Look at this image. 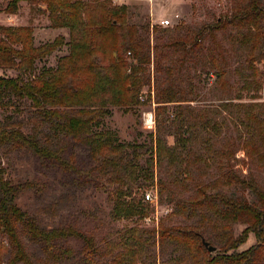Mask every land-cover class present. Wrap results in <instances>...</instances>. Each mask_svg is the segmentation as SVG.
Returning <instances> with one entry per match:
<instances>
[{
    "label": "rangeland",
    "instance_id": "rangeland-1",
    "mask_svg": "<svg viewBox=\"0 0 264 264\" xmlns=\"http://www.w3.org/2000/svg\"><path fill=\"white\" fill-rule=\"evenodd\" d=\"M110 1L114 6L128 7V22L137 28L141 55L147 62L141 65L144 83L133 93L134 104L108 106V113L99 119V130L111 131L119 143L136 147L139 166L153 172V185L141 188L138 182L131 186L135 197L148 202L149 216L115 219L114 193L120 184L113 175L101 171L100 158H93L88 146L69 137H63L64 158L69 161V167L50 162L43 164L29 152L20 150L4 156L6 177L16 186L34 184L20 192L18 204L39 226L72 228L92 238L97 249L91 256L95 264H129V260L139 258L140 254L149 264H197L190 251L167 241L161 244V226H203L218 234L221 221L212 205L199 208V214L190 218L189 213H180L179 203L189 205L216 194L244 195L251 200L250 192L230 182L233 173L253 174L264 184V160L258 155L247 157L244 149L248 140L247 125L256 127L251 118L264 117V53L254 43L242 41L244 35L255 33L256 28L227 25L213 34L206 32L202 43L184 54L175 44L179 38L213 24L218 18H227L241 0ZM3 2L0 0V4ZM20 6L17 14H8L2 9L0 26H32L35 47L64 37L62 46L36 63L33 74L55 69L59 59L70 54L69 30L51 27L47 14L38 12L46 8L37 7V0L22 2ZM164 19L173 22V26L167 28L174 30L169 37L163 36L165 28L160 22ZM111 51L108 49L105 53V65L110 62ZM127 57L128 63H137L130 53ZM259 57L263 59L258 60ZM95 59L102 62V53ZM219 70L225 73L222 80L217 77ZM6 75L16 77L19 71L7 70ZM128 89L133 90L132 86ZM166 92L173 94L178 102L164 104L168 111L162 112V131L159 132L157 98ZM150 113L155 117L153 129L144 126L145 116ZM182 119L192 124L194 135L188 151L181 155L179 139L185 132L181 127ZM203 123L206 129L201 126ZM160 135L168 147L176 149L177 163L183 161V164L171 165L168 157L157 163L156 140ZM184 136H188L187 133ZM255 145L264 152V143L258 140ZM160 183L165 186L162 193ZM147 194L152 196L153 202L147 201ZM134 228L140 229L143 240L147 241L139 251H131L126 246L129 232ZM233 228L235 235H239L246 226L237 224ZM18 235L32 264H86V257L90 256L86 244L78 238L58 241L50 251L33 241L21 227ZM255 244L256 239L251 234L239 251ZM0 246L5 247L0 264H12V247L7 234L1 230ZM137 264H141L140 261Z\"/></svg>",
    "mask_w": 264,
    "mask_h": 264
},
{
    "label": "trees",
    "instance_id": "trees-1",
    "mask_svg": "<svg viewBox=\"0 0 264 264\" xmlns=\"http://www.w3.org/2000/svg\"><path fill=\"white\" fill-rule=\"evenodd\" d=\"M29 1L4 0L0 4V11L3 9L8 14H17L21 3ZM39 6H45V10L38 12L47 14L51 27L69 30L70 54L59 59L55 69H44L40 74H33L36 63L62 46L64 37H58L52 44L35 47L32 26H0V230L9 238L13 251L12 264H32L18 235L19 227L33 241L50 251L58 241L72 237L81 239L90 254L86 257V264H95L91 256L97 253V249L92 238L72 228H43L22 210L18 204L20 192L34 184L27 182L16 186L8 180L3 158L8 153L25 150L43 164L50 162L69 167V161L64 158L63 137L83 142L91 150L93 158H100L101 171L105 175H113L120 184L114 193L113 217L145 219L150 213L148 202L135 197L131 186L138 182L141 188L153 185L154 174L139 166L140 155L136 147L119 143L111 131L99 130V119L108 113V106L134 104L133 93L144 83L140 75L143 71L141 65L147 59L141 55L137 28L129 24L128 7L125 5L114 6L110 0H37ZM227 25L241 28L254 26L255 33L244 35L242 41L254 43L264 53V0H241L230 16L218 18L213 24L192 34L187 32L175 44L184 54L190 53L202 43L206 32L213 34ZM167 28L163 29L164 37L174 32ZM108 49L112 50V55L109 64L105 65L103 61ZM99 53H102V62L95 59ZM128 53L133 55L136 64L128 63ZM13 69L18 70L19 75L7 76L6 71ZM129 69L130 74H127ZM224 76L223 70L217 72L219 80ZM129 86H132V91L128 89ZM160 95L157 98L159 106L156 116L159 132L162 131V112L168 111L164 104L178 102L173 94L166 92L164 96ZM251 119L256 127L247 125L245 154L251 158L258 155L259 159L264 160V152L255 145L258 140L264 143V117ZM202 125L206 129V124ZM181 127L185 129L179 139L182 155L188 151L194 129L184 119ZM212 128L216 130V125ZM185 133L188 136H184ZM156 155L157 163H162L168 157L171 165L183 164V161L177 163L176 149L168 147L161 135L156 140ZM229 179L243 191L250 192L252 199L238 194H216L207 197L208 200L198 199L189 205L180 202L178 206L180 213H189L188 216L192 218L199 214V208L212 205L221 221L218 234L203 226H161V244L167 241L184 251H190L197 264H264V184L253 174L233 173ZM160 185L162 193L165 186L163 183ZM237 224L246 226L239 235H235L233 228ZM129 233V242L126 243L129 250H142L147 241L143 240L141 230L134 228ZM251 234L256 244L240 252L239 249L248 242ZM204 241L211 246H219V250L213 246L217 250L210 253ZM4 249V246H0V258ZM142 257L140 254L139 258L128 263L137 264L140 261L141 264H149Z\"/></svg>",
    "mask_w": 264,
    "mask_h": 264
},
{
    "label": "built area",
    "instance_id": "built-area-1",
    "mask_svg": "<svg viewBox=\"0 0 264 264\" xmlns=\"http://www.w3.org/2000/svg\"><path fill=\"white\" fill-rule=\"evenodd\" d=\"M160 25L164 28H167V27H170L173 25V22L169 19H164L160 22ZM154 124H155V117L152 113L148 114L145 116V119H144V126L147 128V129H153L154 127ZM146 199L147 201H152L153 202V198L150 194H147L146 195Z\"/></svg>",
    "mask_w": 264,
    "mask_h": 264
},
{
    "label": "water",
    "instance_id": "water-1",
    "mask_svg": "<svg viewBox=\"0 0 264 264\" xmlns=\"http://www.w3.org/2000/svg\"><path fill=\"white\" fill-rule=\"evenodd\" d=\"M203 244L208 249V251L210 253H214L217 250L215 247L211 246L209 243H207L205 241L203 242Z\"/></svg>",
    "mask_w": 264,
    "mask_h": 264
}]
</instances>
